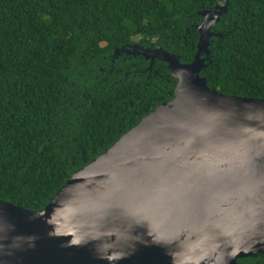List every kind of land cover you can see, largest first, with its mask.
Returning a JSON list of instances; mask_svg holds the SVG:
<instances>
[{"label": "trees", "instance_id": "16d2710c", "mask_svg": "<svg viewBox=\"0 0 264 264\" xmlns=\"http://www.w3.org/2000/svg\"><path fill=\"white\" fill-rule=\"evenodd\" d=\"M210 3L0 0V200L42 210L169 101L177 80L166 64L124 52L159 48L192 63ZM209 32L208 88L264 100V0H224ZM237 263L264 264V254Z\"/></svg>", "mask_w": 264, "mask_h": 264}, {"label": "water", "instance_id": "95a60500", "mask_svg": "<svg viewBox=\"0 0 264 264\" xmlns=\"http://www.w3.org/2000/svg\"><path fill=\"white\" fill-rule=\"evenodd\" d=\"M162 49L173 97L76 171L39 211L0 200V264H238L264 254V100L223 95ZM117 52H115L116 54Z\"/></svg>", "mask_w": 264, "mask_h": 264}, {"label": "flooded vegetation", "instance_id": "af4514ba", "mask_svg": "<svg viewBox=\"0 0 264 264\" xmlns=\"http://www.w3.org/2000/svg\"><path fill=\"white\" fill-rule=\"evenodd\" d=\"M211 1V5H213L212 7V11H208L206 14L208 15L207 20L211 21L213 20V17L216 13L221 11V8L223 7V2L224 0H210Z\"/></svg>", "mask_w": 264, "mask_h": 264}]
</instances>
